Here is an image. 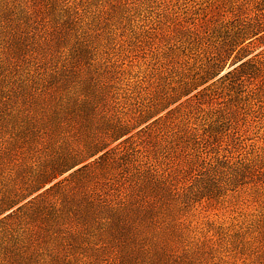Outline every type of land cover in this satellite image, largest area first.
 I'll list each match as a JSON object with an SVG mask.
<instances>
[{
	"label": "rangeland",
	"instance_id": "rangeland-1",
	"mask_svg": "<svg viewBox=\"0 0 264 264\" xmlns=\"http://www.w3.org/2000/svg\"><path fill=\"white\" fill-rule=\"evenodd\" d=\"M259 1L0 0V146L12 143L15 150V144L49 129L72 134L94 127L102 120L100 100L112 113L135 117L144 109L146 88L159 85L171 64L187 63L189 73L200 68L204 56L198 55L201 46L192 45L189 27L210 16L230 18ZM54 23L60 30L53 50L36 58L34 50L42 51ZM249 41L244 42L249 46L243 57L262 62L258 73L244 76L241 82L221 78L233 67V52L216 73L168 100L163 109L109 145L179 106L182 113L197 104L206 111L222 108L226 116L229 111V120L219 113L214 120L228 167L191 198L182 214L185 239L179 250L188 249L192 255L182 264L264 261L260 231L264 225V36ZM65 60L67 70H60ZM74 70L82 80L70 84ZM88 99L98 100L97 108L87 105ZM5 167L0 190L7 187ZM10 251L16 264H89L53 237L27 248L11 242Z\"/></svg>",
	"mask_w": 264,
	"mask_h": 264
},
{
	"label": "trees",
	"instance_id": "trees-1",
	"mask_svg": "<svg viewBox=\"0 0 264 264\" xmlns=\"http://www.w3.org/2000/svg\"><path fill=\"white\" fill-rule=\"evenodd\" d=\"M263 5L264 0L230 18L210 16L189 27L192 45L201 46L198 55L204 56L200 68L189 73L187 63L171 64L159 85L146 88L144 109L135 117L112 113L100 100L102 120L94 127L72 134L55 128L40 131L15 144V150L12 143L1 145L0 172L9 167H5L7 187L0 190V264L17 262L8 255L11 242L35 247L50 237L61 239L77 259L89 264L99 260L182 264L188 259L191 251L179 250L185 239L180 220L191 198L228 167L214 120L217 113L229 120V111L226 116L222 108L206 111L197 104L182 113L184 108L179 106L109 145L163 109L168 100L216 73L233 52V67L221 78L241 82L244 76L258 73L262 62L244 59L249 46L244 42L264 36ZM52 26L42 51L34 50L36 58L53 50L60 27ZM64 62L60 70H67L68 60ZM86 102L97 108L99 101ZM68 217L82 222L78 233L69 235L63 228ZM260 231L264 232V225Z\"/></svg>",
	"mask_w": 264,
	"mask_h": 264
},
{
	"label": "snow or ice",
	"instance_id": "snow-or-ice-1",
	"mask_svg": "<svg viewBox=\"0 0 264 264\" xmlns=\"http://www.w3.org/2000/svg\"><path fill=\"white\" fill-rule=\"evenodd\" d=\"M112 2H113V4H115V3L120 2V0H112ZM241 2H243V0H241ZM77 80H82V76L80 75L79 72L74 70L72 73V77L69 80V83L71 84ZM81 223L82 222L76 218L68 217L62 226H63V228L66 229L67 234L73 235L74 233L79 232Z\"/></svg>",
	"mask_w": 264,
	"mask_h": 264
}]
</instances>
